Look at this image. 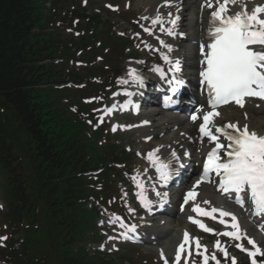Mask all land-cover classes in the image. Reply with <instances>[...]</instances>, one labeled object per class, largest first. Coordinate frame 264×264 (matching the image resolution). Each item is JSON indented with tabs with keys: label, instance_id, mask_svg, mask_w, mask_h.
Masks as SVG:
<instances>
[{
	"label": "snow or ice",
	"instance_id": "1",
	"mask_svg": "<svg viewBox=\"0 0 264 264\" xmlns=\"http://www.w3.org/2000/svg\"><path fill=\"white\" fill-rule=\"evenodd\" d=\"M205 3L207 7H214L213 0H205ZM229 4H239L241 10L230 12ZM210 15L208 31L213 42L207 45L209 51L202 61V63H206V67L200 72V76L203 78L201 83L208 88V102L211 105V111L204 114L199 131L204 136H208L210 140L217 141V136L212 134L208 125L212 123L213 117L221 115L217 111L218 108L231 102L243 107L247 97L264 100V5H255L249 10L247 0H243V2L241 0H222V2L221 0H215V8ZM178 20L179 16L170 21L173 29L176 27ZM160 22L159 16L153 19L154 24ZM146 31L148 30L146 29ZM168 34L172 35L173 30H168ZM168 47L171 51V47ZM201 52H204L203 46ZM163 59L167 63H172L167 56H164ZM172 70L176 72L180 70L179 60L175 62ZM153 71L159 72L161 77L164 76V72L158 67L154 68ZM129 75L140 87L144 86L143 78L138 76L135 70H132ZM173 80L176 81V78L173 77ZM172 82L169 81V83ZM176 82L180 83L181 81ZM124 83H127V81H124ZM172 91L175 92L176 88L173 87ZM129 95L131 94L129 93ZM192 119L195 121L198 117L193 116ZM229 128L233 129V132H229L227 130ZM216 132L221 133L228 143L225 146L217 142L212 151L208 153L207 160L203 165V175L197 180L196 184L199 185L202 181L208 180L209 174L215 172L220 177V190L226 193H234L235 202L240 204L241 207L244 205V195L242 194H246L252 205V214L264 217V135H258L257 132L250 131L247 124L241 129L238 122H229L223 127H217ZM222 148L226 157L223 161H221L219 152ZM171 155L177 161L179 160L175 152ZM148 159L156 167L160 181L166 185L173 175L169 170V165L159 161L158 157L155 156V152L149 153ZM138 187L143 188V185L138 183ZM156 195L164 198L162 203L166 202V192H157ZM197 195L198 193L195 190L189 191L185 196V203L189 199L195 200ZM139 196L143 202V192ZM205 203L208 202L205 201ZM193 211L201 212L202 210L197 205L193 208ZM216 211L217 209H212V212ZM203 214L210 215L208 212ZM220 214L221 216H231L235 222L231 225L235 230L225 232L223 235L236 240L242 239L246 235L241 231L235 215L225 211H221ZM221 222L223 223V221ZM121 226L126 227L125 225ZM200 227L204 228L205 226L201 224ZM261 227L264 228V225H261ZM135 230V225L129 228L131 232H135ZM205 230L212 231L210 229ZM125 238L130 237L125 234ZM183 239L185 243L189 241L187 233H185ZM248 244L254 250L245 249L243 245L239 244L237 247L247 252L251 258V264H258L256 257L258 255L264 256V250H261L251 238H248ZM184 247L185 245L181 244L177 249L176 264H180L181 252L184 251ZM197 247H200L198 241ZM217 247L227 256L226 249L220 248L218 241ZM208 259V257H204V264H208ZM211 259L216 260L215 255ZM217 264H219V261H217ZM233 264H235L234 258Z\"/></svg>",
	"mask_w": 264,
	"mask_h": 264
},
{
	"label": "trees",
	"instance_id": "2",
	"mask_svg": "<svg viewBox=\"0 0 264 264\" xmlns=\"http://www.w3.org/2000/svg\"><path fill=\"white\" fill-rule=\"evenodd\" d=\"M60 7L61 4L56 1V10ZM53 16L52 12L49 15L45 13V6L41 0H0V108L3 109V112L0 110V127L4 124V128L10 126L6 115L8 111L11 112L14 118L20 121L21 129L28 138L24 148L30 153L25 155L18 149L14 151L10 143L12 136L9 133L10 128L3 129L6 138L0 135V141L4 145V156L9 158L7 160L9 168L13 169L21 160L28 162L35 157L34 160L41 164L43 169H47L48 183L57 184L70 167L66 166L67 145L74 147L72 149L74 156L84 151L85 146L77 141L78 130L76 128V134L75 121L67 117L70 114L68 112L64 114L62 108L56 107V99L54 97L51 99L43 93L49 90L42 89L44 72L41 62L54 51L51 42L55 40L56 32L46 35L45 30L39 28H42V25L47 27ZM57 129L70 131V135L64 140L62 134L63 139L56 133ZM52 190L53 188L47 189L48 197L52 195H50L53 193ZM23 193L11 195L15 207L20 205L19 201L23 202ZM61 197L66 201L70 194L65 191ZM21 209L22 206L14 214L18 218L21 217ZM63 218H59L57 223ZM61 228L60 225L51 226L48 235L38 238L37 241L44 246V250H48L47 256L50 252L55 256L68 253L61 264H74L78 257L73 254L74 245H70L72 241L67 242L61 236L62 242H57ZM47 242H51L50 247L45 246Z\"/></svg>",
	"mask_w": 264,
	"mask_h": 264
},
{
	"label": "bare ground",
	"instance_id": "3",
	"mask_svg": "<svg viewBox=\"0 0 264 264\" xmlns=\"http://www.w3.org/2000/svg\"><path fill=\"white\" fill-rule=\"evenodd\" d=\"M139 1V0H138ZM164 0H155V2H153L152 0H140L141 4L145 5V7L148 8V12L151 13L152 15H154L155 17H157L160 14L161 9L157 8L158 3L162 2ZM166 2L169 0H165ZM173 1H178V3L176 5H172L169 9L165 8L167 10V13L164 15L166 17H169V15H171L172 17L176 18L177 16H179V20L177 21L176 27L175 28H184L185 30L188 31L189 35H188V40L187 42L185 41H179V42H175L174 46L178 47V50H176V55L177 58H186L187 60H193L192 58H187V55L190 54V56H194L195 54H192V50H194V47L192 45H190V42L194 41V39H199V35L200 30L199 28L201 27L202 30L205 28V26L207 25V14L208 11L211 9V7H207L205 0H173ZM243 2V1H241ZM262 1L260 0H256L254 3H248L247 2V7L250 10L252 7H254L255 5H260L263 4L261 3ZM196 3V7L200 10V12L202 13L201 17L198 19H195L194 16L198 15V13L194 12V5ZM213 4L215 5V0H213ZM182 6V8L180 9V7ZM229 7H233L236 6V11L241 10L240 9V5H232L229 4ZM164 8V6H163ZM193 9V10H192ZM192 15L191 18H189V16ZM172 20V19H171ZM170 20V21H171ZM167 24V23H166ZM173 26V25H172ZM198 57V56H196ZM180 62V61H179ZM188 67L190 69H193V65H188ZM154 69V68H153ZM153 74L156 76V79L160 80V73L153 71ZM161 69V68H159ZM233 107H225L222 108L221 110H219V112L221 113L220 116H215L213 117L212 123L211 125L214 124H219L222 122V124H226V123H237L239 126H244L245 124L248 125V127L250 126V124L248 122L241 123L243 122V120H241L239 118V111L237 109H232ZM250 111V115H257L259 113H263L264 111L261 110H254L253 108L249 110ZM154 119H153V125H155L154 129L151 128H138V131H142L145 133V135H151L153 134V139L154 141L158 142L160 140L161 142V147H160V151L159 152H155L156 157H158V159H162L165 160L167 162V160H171L172 157V149H176L175 153L177 154L178 149H180V147L182 145H186L189 146V148H192L195 150L196 153L194 158H193V163L196 164L197 163V158H198V153L199 151L202 150V146L203 145V141L199 140L198 143L194 142V144L190 143L189 140H186L185 138V134L188 133L190 134L191 137H194L195 135V131H196V125H193V123L188 122L185 118L184 115H178V114H169L167 117V120L164 122V120H162L163 123L157 124L155 122L156 120V115L154 114H150ZM145 117V115H144ZM245 117V116H243ZM231 128L227 129L228 131H230ZM249 130H251V128L249 127ZM182 131H185V133L182 135ZM155 139H159V140H155ZM187 150H185L183 152V155L186 153ZM167 160H166V159ZM215 194V192L212 190L207 189L206 187H203L201 189V191L199 192V194L197 195L198 197L196 198V201H200L201 197L202 199H207L209 198V196ZM213 201V200H212ZM173 206V203L171 204V207ZM179 213V216L177 217L176 221L178 222L181 217H184L185 214H181L180 211H176V214ZM165 233V232H164ZM162 233H160L161 235ZM163 238H161V240H165L169 237V234H164ZM182 235H179V237L176 239H174V237H172V239L170 240V243H174L176 241V243L181 239ZM169 243V242H168ZM175 244V243H174ZM176 247V246H175ZM174 248V246H173ZM167 249V250H166ZM169 246L166 247H162V251L168 253ZM166 250V251H165Z\"/></svg>",
	"mask_w": 264,
	"mask_h": 264
},
{
	"label": "rangeland",
	"instance_id": "4",
	"mask_svg": "<svg viewBox=\"0 0 264 264\" xmlns=\"http://www.w3.org/2000/svg\"><path fill=\"white\" fill-rule=\"evenodd\" d=\"M143 1H145V0H143ZM89 2H90V4L91 3L95 4V6H93V7L89 6V9L94 11V13L100 12V15L102 17L101 20L103 22H106L109 26L111 25L112 28H113V32L115 34L118 35V34H120L122 32H124L126 34H129V40L131 41V39L134 37V33H130V28L133 26V23L137 22L138 16H136V15L139 14L141 16L143 14V12H141L143 8H138L139 3H137V0H133L132 4H130L131 9H132L131 12L128 9V4H129L128 0H89ZM108 2H112L113 4L119 5V7H120L119 9L120 10L116 11L113 8H110V10L107 9L106 6H105V3H108ZM139 2H140V0H139ZM136 27L137 26H135V29H136ZM141 28H142V26H138L136 30L139 32ZM64 33H66V31H64ZM67 35H69V34H67ZM135 37H137L136 34H135ZM138 46L139 45L136 43L135 47H138ZM130 49H131V47H130ZM133 49H135V48H133ZM141 51H142V49H141ZM96 63H98V62H96ZM125 63L126 62L122 63L121 66H124ZM69 67H71V70L76 72V73L77 72L80 73L81 71H84L85 68H86V66H84L83 64L76 65V66H75V64H72V65L69 64ZM89 80L90 79H87V81H89ZM68 92H69V94H76L77 93V91L75 90V87L74 86L72 87L71 85L68 86ZM251 107H252V105H251ZM256 108L262 109V107H256ZM256 108H254V109H256ZM240 116H242V115H240ZM248 120L250 121L251 125L256 130L257 129L259 131L263 130V132H264V114H259L257 116L250 117V118H248ZM260 122H262L263 125H259ZM116 137L119 138L118 139V143H119L120 146H122V144H124V143H127V144H130L132 146L133 150L135 149V147L138 144H140V140H142V137L140 136L138 138V135L136 136V133H134V134H128V133L127 134H122V133L118 132V136H116ZM117 138H115V139L117 140ZM115 139H113V141H115ZM101 141H103V140L101 139ZM174 218L175 217L172 216V215L169 216L168 217V221L169 222L168 223L166 222L164 225H162L161 220L157 221V222H161V223H158L159 227L162 226L161 230H163V231L167 230L166 233L170 234L169 235L170 238H172L171 235L177 237L180 234L179 233L180 229L184 228L187 225L186 221L184 219L179 220L180 224L179 223L178 224H174L173 223V219ZM217 241L219 242V237L218 236H214V238H210L209 240L205 239L204 243L209 246V248H210L209 250H212V249L217 248ZM162 242L164 244H166L168 242V239L158 243V245H157L158 249H156L157 251H159V248L162 246L161 245ZM229 243H230V245H229L230 247H225V243H223V242H222V244H219V245H223L226 250L230 249V251L232 253H234V251L232 250L233 249V245H232L231 242H229ZM148 246L150 248L153 247L151 245H148ZM150 248L147 249V250H149V256H147V255L144 256V258L147 259L145 261H148L149 263L143 262L142 259H144V258L141 257V259L138 260L137 263H133L132 262L131 264H160L161 261L158 259L156 251H151ZM123 249H124V251H122V250L120 251V253H122V254H120V253H118V254H120L121 256L123 255V256L131 257V258L135 257L139 253H142V255H143L144 252L147 251V250H144L145 248L142 250L141 248L136 247V246H132V247L125 246ZM261 250H264V245H262ZM161 252H163V251H161ZM196 254H201V253H196ZM116 258H119V255L117 256V254H116Z\"/></svg>",
	"mask_w": 264,
	"mask_h": 264
}]
</instances>
